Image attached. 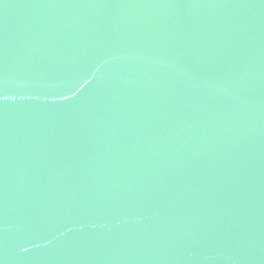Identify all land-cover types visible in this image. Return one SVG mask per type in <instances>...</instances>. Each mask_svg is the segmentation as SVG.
I'll list each match as a JSON object with an SVG mask.
<instances>
[{"label":"water","instance_id":"1","mask_svg":"<svg viewBox=\"0 0 264 264\" xmlns=\"http://www.w3.org/2000/svg\"><path fill=\"white\" fill-rule=\"evenodd\" d=\"M0 264H264V0H0Z\"/></svg>","mask_w":264,"mask_h":264}]
</instances>
